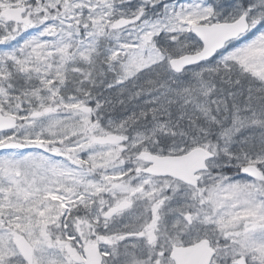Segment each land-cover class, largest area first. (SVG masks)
Listing matches in <instances>:
<instances>
[{
  "label": "snow or ice",
  "instance_id": "snow-or-ice-1",
  "mask_svg": "<svg viewBox=\"0 0 264 264\" xmlns=\"http://www.w3.org/2000/svg\"><path fill=\"white\" fill-rule=\"evenodd\" d=\"M0 264H264V0H0Z\"/></svg>",
  "mask_w": 264,
  "mask_h": 264
}]
</instances>
